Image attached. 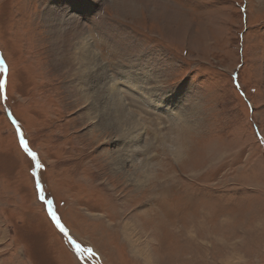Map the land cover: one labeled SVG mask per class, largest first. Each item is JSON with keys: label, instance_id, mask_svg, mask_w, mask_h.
Instances as JSON below:
<instances>
[{"label": "rangeland", "instance_id": "obj_1", "mask_svg": "<svg viewBox=\"0 0 264 264\" xmlns=\"http://www.w3.org/2000/svg\"><path fill=\"white\" fill-rule=\"evenodd\" d=\"M91 1L85 17L71 13L105 83L122 85L121 69H134L169 102L167 115L121 89L136 164L148 149L151 174L112 167L120 135L95 108L92 80L74 97L69 68L55 66L53 0H0V264H145L118 232L124 224L150 264H264V0ZM37 178L94 257L55 226Z\"/></svg>", "mask_w": 264, "mask_h": 264}, {"label": "bare ground", "instance_id": "obj_2", "mask_svg": "<svg viewBox=\"0 0 264 264\" xmlns=\"http://www.w3.org/2000/svg\"><path fill=\"white\" fill-rule=\"evenodd\" d=\"M89 1L92 2L91 0ZM89 1L76 0V8V6H72L74 4V0H53V7L48 9V20L53 23L55 30L58 33L56 35L57 41L52 45L54 57L53 61L55 66L57 65V68H69V77L71 79L69 89L71 90V94L74 97L78 96L79 92H85V89L83 90V88L88 86V88H92L90 84L92 80V84H94L93 87L96 89L94 103L98 100V102L95 104V108L99 110V114L103 113L105 120L109 122L105 124L108 125L106 127L115 129L117 134L120 135L119 143L121 144L119 145H122L121 153L118 152L115 159H113L112 167H114V169L117 171L121 169L122 165L130 163L132 167L136 168L135 170H137V172L135 173H142V179L145 180L151 174V168L149 169L150 162H148L147 156L149 151L147 152L148 149H145V151L142 152L144 155V160L143 162H139L137 165L136 162L138 159L136 157V150L138 149L137 142L139 139V134L135 130L136 120L134 115H132L133 113L131 110L129 111V108L126 110L128 103L125 104L126 99L122 95L121 89L126 88L130 94H133L138 100H140L151 110H162L167 115L169 114L161 107V105L164 104L168 111L169 102H165L163 98L156 96L154 92L148 88V74H143L142 72L141 73L143 75H138L137 73L134 74V69H128L126 72L121 69L122 75L120 77L122 85L115 80L112 81V84L110 82H108L110 84L105 83V80L107 79L106 71L104 68L99 67V59L90 50L88 41H85L83 24H80V22L71 13L75 10H79L80 12H78L82 15V17H85L84 12L86 10L84 7L86 2L88 3ZM79 2L80 6H78ZM70 5L73 8H70ZM74 41L79 42L77 45H74L76 52L72 51V43ZM87 76L89 77L88 81H86ZM89 95H92V92L89 91L88 93L84 94L83 98H87ZM101 105L106 111H102ZM89 111V108L85 109L83 113L84 118L88 116ZM134 182H137L136 184L138 185L142 184L141 180L139 179H135ZM118 232L122 234V238H125L128 241L130 248H132L133 253L135 254L134 256H137L140 259L143 258L145 264H150V258L148 254L144 252L143 247L141 248L137 241L132 239L133 230H131L128 225L124 224L121 226V231L118 229Z\"/></svg>", "mask_w": 264, "mask_h": 264}, {"label": "snow or ice", "instance_id": "obj_3", "mask_svg": "<svg viewBox=\"0 0 264 264\" xmlns=\"http://www.w3.org/2000/svg\"><path fill=\"white\" fill-rule=\"evenodd\" d=\"M7 71H8V68H7L5 61L2 58H0V73H7ZM5 84H6V80L0 79V93L3 92L5 88ZM13 123H15V121H13ZM17 133L19 135L20 146L23 148L24 152L27 153L29 157H31V160L34 162V167L38 171L39 169L42 168V165L38 159L37 153L30 149L28 142L25 140L22 132L20 131L19 126H17ZM33 175L36 176L37 172H34ZM36 189L38 192V198L47 206V212L51 220L54 222L55 226L60 230V232L63 233L64 236L69 239V242L71 245L74 246L77 255L83 256L84 253H88L89 256L94 257L95 253L93 252L91 248H82L80 244L76 243V241L71 238L66 227L61 222L59 215L54 210V207H53L54 201L46 198L44 194L43 186L38 178L36 179Z\"/></svg>", "mask_w": 264, "mask_h": 264}]
</instances>
